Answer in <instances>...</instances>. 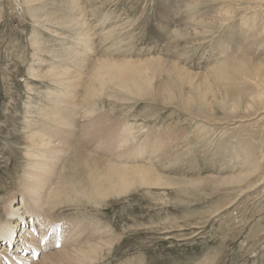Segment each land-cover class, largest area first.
I'll return each mask as SVG.
<instances>
[{"label": "rangeland", "instance_id": "obj_1", "mask_svg": "<svg viewBox=\"0 0 264 264\" xmlns=\"http://www.w3.org/2000/svg\"><path fill=\"white\" fill-rule=\"evenodd\" d=\"M210 3L0 0V218L8 194L13 193V206L24 192H18L16 185L26 167V136L41 127L38 109L52 103L48 92L59 89L50 68L67 66L74 74L86 75L84 82H90L100 58L158 60L200 75L211 73L222 60L244 58L255 60L254 69L264 71V5L239 9L224 25L194 26L196 20L210 21L228 7ZM162 78L163 74L156 76L154 86ZM134 80L144 84L138 77ZM111 83L92 78L94 96L84 95V87L71 91L76 105L68 111H80L73 143L83 145L75 149L70 162L77 168L83 163L86 173L93 165L87 156L108 163L131 150L129 157L122 158L126 166L145 168L169 185L132 181L129 189L105 198L74 199L71 207L61 208L62 217L84 230L74 247L89 251L90 264H264V113L217 121L223 118L217 112L176 106L178 101L159 103L143 86L137 95L123 94ZM216 87L223 88L221 81ZM250 88L234 94L256 96L249 94ZM83 115L92 120L89 127H84ZM126 124L134 125L130 139L122 131ZM102 132L99 145L95 134ZM116 136L126 137L120 149L110 143ZM243 174L248 181L236 184ZM61 226L53 219L41 228L55 250L65 242L59 236ZM94 242L99 246L92 252L86 246Z\"/></svg>", "mask_w": 264, "mask_h": 264}, {"label": "bare ground", "instance_id": "obj_2", "mask_svg": "<svg viewBox=\"0 0 264 264\" xmlns=\"http://www.w3.org/2000/svg\"><path fill=\"white\" fill-rule=\"evenodd\" d=\"M199 1L211 3L220 2L228 6L225 11L224 9L222 10L224 11L222 14L215 16L210 19V21L198 23L196 20L195 25L193 24L194 26H201L205 29L224 25V23L230 20L232 15L239 9H253L264 5V0ZM248 30L252 31V27L248 28ZM77 31L79 32L80 30ZM87 48L89 49L90 46ZM87 48L85 47V49ZM36 49L39 50L37 47ZM82 57H84V55ZM262 60H264V58H262ZM249 62L247 59L244 60V58H237V60L233 58V60L229 59V61H227V59L226 61L222 60V62L220 61L219 65L215 66L212 70L209 69L211 73L200 75L201 73H189L176 64L158 60L134 62L131 60L115 61L100 58L96 60V66H94L91 71L90 82L83 81L84 78L87 77L86 75L82 77V74H74L67 66L58 65L52 68H50V66L49 71L54 74L56 78V80L54 79V83L56 84L58 82L59 89H55V91L58 90L56 92H48L49 102L52 103L49 104L50 106L44 105L38 109V113L41 115L40 118H42L41 127L35 128L34 130L32 129L26 136L28 142L26 145L27 150L23 153L27 159L26 167L23 168V174H20L21 178L18 179L16 185V190L18 192L21 189H23L24 192L17 195L19 201L16 205L12 206V202H10L13 194L12 192L8 194L7 199L3 202L2 213L4 214V218H0V264H90L93 260L90 258L89 251L82 249V247H74L76 239L79 240L78 234L82 231L84 232V230H81V226L78 227L77 223L74 225L73 222H70L67 219L68 217H62L63 212L61 208L68 207V205L71 207V203L74 199H76V202L78 198L81 200L87 199L91 202L95 197L105 198L109 196L108 194H112L111 192H124L126 189H129L132 181L145 186H153V184L161 186L169 185L166 178V181H164L162 177H154L156 174L153 175L151 171L145 168H132L126 166L128 162H123L122 158L129 157L131 155V150H128L125 154L123 153V157H118L115 162H111L110 160L108 163H105L99 158L87 156L85 159L93 163L91 167L92 171L86 172L87 174L83 170V163L80 168H77L75 164L71 163L72 154L75 149L79 148L82 144V142L79 144L73 143L75 142L73 137L76 136L74 129L77 128L79 119L77 114L80 111H75L72 114L68 111L69 107L70 109L75 108L76 105L71 99L73 96L71 91L76 87H84L86 89L84 95L94 96L95 90L91 84L92 78L94 81L101 80L105 83L112 82L111 84H113L118 91L120 90V93L123 92V94L125 93L127 95H137V93L141 91V86H143L150 97L159 103L170 104L178 101L176 106H197L206 112H217L219 115L223 116V118L217 119V121L223 119L226 121L228 117L232 116H238L239 119H244V115L248 114V112H253V115L264 113L263 105L258 107V105L264 103V71H257L254 69L251 64L255 65V60H249ZM67 63L69 64V62ZM148 64L152 65L149 66ZM250 65L251 69L249 71ZM72 66L74 67V64ZM83 72H85V69ZM162 74L165 78H162L163 80L154 86V78L159 75L161 78ZM135 77L143 80L144 84L142 85L139 81H135ZM217 81H221L223 84L221 90L219 89L220 87H216V85H218ZM184 86L185 88H183ZM99 87H101L102 90L105 88V86ZM186 87L189 88L188 92H184L183 90L186 89ZM245 87H251L249 94L257 95L236 96L234 94L235 92H241ZM218 95H220L221 98ZM208 98L211 99L209 100ZM35 108L34 110L37 111ZM84 115L80 116V118L84 120V127H89L92 120L87 121L89 118ZM243 121L244 120L234 119V122ZM133 126L126 124V126L122 127V131L125 130V132H123L125 133L124 136L129 139L132 138L133 135ZM99 134H95L96 137H99H94L100 145L103 140V132ZM126 137L123 139L122 136H118L116 141L114 140L110 143L112 146L119 147L120 149L127 143ZM79 138L83 139V136L80 135ZM117 141L118 143L116 144ZM99 161L102 163L99 164ZM103 167L104 171H102ZM248 177V175L237 177L236 184H238L239 181H248ZM18 197H16V199H18ZM12 201H14V199ZM96 204H98V202ZM48 215L50 216L47 218ZM53 219L56 220V223L62 224L59 230V236H64L63 238L65 239L64 244H61L58 250H55L57 246L48 243L50 242L47 239L49 237H45V235L41 233L43 230L41 228L45 221H51ZM45 225H47V223ZM70 225L73 228H70ZM49 229L50 228H48V230ZM9 234H11V238H13V243L11 245L7 243L6 240ZM97 246H99L98 242H94L87 245L86 248L93 252ZM37 253L39 254L38 257ZM95 261L97 260L95 259Z\"/></svg>", "mask_w": 264, "mask_h": 264}]
</instances>
